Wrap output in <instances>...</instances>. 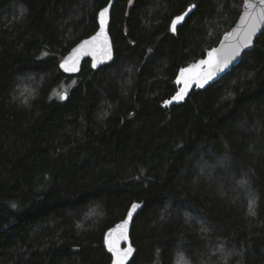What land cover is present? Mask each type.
Segmentation results:
<instances>
[{
    "label": "trees",
    "instance_id": "obj_1",
    "mask_svg": "<svg viewBox=\"0 0 264 264\" xmlns=\"http://www.w3.org/2000/svg\"><path fill=\"white\" fill-rule=\"evenodd\" d=\"M110 1L0 0V264H111L135 202L130 264H264V34L166 105L248 0H116L114 62L66 75Z\"/></svg>",
    "mask_w": 264,
    "mask_h": 264
},
{
    "label": "water",
    "instance_id": "obj_2",
    "mask_svg": "<svg viewBox=\"0 0 264 264\" xmlns=\"http://www.w3.org/2000/svg\"><path fill=\"white\" fill-rule=\"evenodd\" d=\"M115 1L116 0H111L109 2V4L105 7V8H108V12H107L106 17H105L104 31L107 34L108 44L111 47V58L108 59V58H105L103 56L102 51H101L102 45H101L100 41L92 42L88 45H85L84 48H82V49L80 48V46L84 43V41H91L92 37L96 36L97 33L100 32V30H101V17H100V13H99V16H98L99 28H98L97 32L95 34H93L92 36L80 41L63 58V60L60 63V69L63 73H65L66 75H69V76L78 75L81 72L82 66L86 61L91 62L92 68L95 71H98L100 68L106 67V66H108L114 62L115 51H114L113 41H112V38L110 35V26H111V14H112V9H113ZM251 3L258 5V0H251ZM246 4L243 7V11L241 13L239 20L237 21L235 27L230 32L232 35H229L230 33L225 35L223 37L222 41L220 42V44L216 48H214L218 51L213 53V56L218 61L228 59L227 65L222 66V70H219L216 67L215 63L211 67L207 63H205V64L201 63L197 67L181 69L179 72V75L177 77V80H176V83L179 85L180 90L173 97L177 96L178 93H181L183 95V99L174 100L172 97L170 100H168V101H171V103H166V105H173L176 103H181L188 97L190 92L193 91L194 89L206 88L207 86H209L213 82L219 80L226 73H228L232 68L238 66L239 63L242 61L244 55L247 52L251 51L255 47V44H256V41L258 40V38L264 34V23H261L258 25L257 30L251 36V42L249 44H247V46H244L245 30L247 28V24L250 22V17L247 14L251 11L246 6ZM193 6H195V5L190 6L185 12L180 14V15H184L185 13H187V15H184V20L177 23L176 30L172 31V29H171L172 33H176L177 29L187 21V19L190 17V15L194 12V10L196 8V6L195 7H193ZM189 9H191V11H189ZM180 15H178V16H180ZM176 17L173 19V21L176 19ZM171 25H172V23H171ZM237 47H239V54L235 55L234 57L229 59L232 52ZM78 49H79V51H77ZM209 59H210V57L208 54L205 61H207ZM62 64H64L65 67H61ZM73 68H74V70H72ZM210 72H211V76L209 77ZM133 204H137V205H139V207L137 209H135V211H132V206H131L130 209L128 210V213L125 216V218L122 221H120L119 223H117L115 226L110 228L105 234V245H106L107 250H108L109 239H111L113 241L118 240L119 248L121 249V251L128 248L129 245L131 246L133 251H132L131 255L128 257L126 264H130L133 261L135 254H136V248L133 246L132 240H131V230H132V226H133L135 218L137 217V215L139 214V212L142 210V208L144 206V203H139V202H135ZM130 211L132 212L131 219H129V212ZM125 220H128V227H127L128 239L127 240H123V239L119 238L120 237L119 231H113L114 229L117 228V225H120ZM109 233H111V237L109 236ZM108 252L112 256L111 264H113V261L115 259L114 254L112 252H110L109 250H108Z\"/></svg>",
    "mask_w": 264,
    "mask_h": 264
},
{
    "label": "snow or ice",
    "instance_id": "obj_3",
    "mask_svg": "<svg viewBox=\"0 0 264 264\" xmlns=\"http://www.w3.org/2000/svg\"><path fill=\"white\" fill-rule=\"evenodd\" d=\"M258 5L251 3V0H248V3L246 4V6L251 11L247 14L250 17V22L247 24V28L245 30L244 46H247V44H249L251 42V36L257 30L258 25L261 23H264V0H258ZM193 7H195V6H193ZM189 11H191V9H189ZM107 12H108V8H104L100 12V17H101V30H100V32L97 33L96 36L92 37L91 41H84V43L80 46V48L82 49V48H84L85 45H88L92 42L100 41L101 45H102L101 51H102L103 56L105 58L110 59L111 58V47L108 44L107 34L104 31V23H105V17H106ZM184 15H187V13H185ZM184 15L177 16L176 19L172 22V25H171L172 31L176 30L177 23L184 20ZM229 35H232V34L230 33ZM77 51H79V49ZM217 51L218 50L213 49V51L211 53H209L210 59L207 61H201V63L202 64L207 63V64H209L210 67L215 63L216 67L219 70H222V66L227 65L228 59L218 61L213 56V53H215ZM238 54H239V47H237L232 52L229 59H231L232 57H234L235 55H238ZM61 67H65V65L62 64ZM72 70H74V68ZM210 76H211V72L209 73V77ZM62 98H64V97H62ZM173 99L174 100L183 99V95L181 93H178L177 96L173 97ZM166 103H171V101H167ZM138 207H139V205L133 204L132 205V211H135V209H137ZM131 215H132V212L130 211L129 212V219H131ZM127 227H128V220H125L120 225H117V228L114 229L113 231H119L120 232L119 238L123 239V240H127L128 239ZM109 236L111 237V233H109ZM108 250L114 254L115 259L113 261V264H126L128 257L131 255V253L133 251V249L131 248L130 245L128 248L121 251V249L119 248L118 240L113 241L111 239H109V241H108Z\"/></svg>",
    "mask_w": 264,
    "mask_h": 264
},
{
    "label": "rangeland",
    "instance_id": "obj_4",
    "mask_svg": "<svg viewBox=\"0 0 264 264\" xmlns=\"http://www.w3.org/2000/svg\"><path fill=\"white\" fill-rule=\"evenodd\" d=\"M61 95H62V92H59ZM60 96V95H59ZM179 264H185V262L184 261H180V263Z\"/></svg>",
    "mask_w": 264,
    "mask_h": 264
}]
</instances>
